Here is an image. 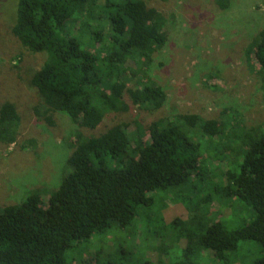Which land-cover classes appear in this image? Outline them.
Returning a JSON list of instances; mask_svg holds the SVG:
<instances>
[{
    "label": "trees",
    "instance_id": "trees-1",
    "mask_svg": "<svg viewBox=\"0 0 264 264\" xmlns=\"http://www.w3.org/2000/svg\"><path fill=\"white\" fill-rule=\"evenodd\" d=\"M216 3L221 10L230 6V0ZM71 22L80 30L89 23L95 27L91 36L99 46L93 52L63 35ZM166 22L145 0H103L102 4L100 0H19L13 35L30 52L49 55L31 80L44 109L36 110L37 116L50 123L49 113L60 112L80 127L94 130L111 112H128L132 106L160 111L167 95L149 73L154 55L167 43ZM247 54L264 73V30ZM19 123L14 104H4L1 143L17 141ZM136 126L133 134L129 123H121L96 137H78L67 161L70 171L46 204L36 191L22 204L0 212V264H67L65 256L74 242L103 233L113 224L130 226L136 209L151 205L150 193L180 189L178 194L192 178H204L198 145L182 128L198 130L196 138L207 141L224 132L217 122L197 115L159 119L147 128L139 122ZM237 138L242 162L238 174H227L226 196L245 203L255 217L235 231L214 223L196 242L184 228L188 221L176 219L170 226L186 237L187 246L182 260L174 264H197V250L213 252L221 260L241 241L258 242L262 257L254 264H264V129L245 131Z\"/></svg>",
    "mask_w": 264,
    "mask_h": 264
},
{
    "label": "rangeland",
    "instance_id": "rangeland-1",
    "mask_svg": "<svg viewBox=\"0 0 264 264\" xmlns=\"http://www.w3.org/2000/svg\"><path fill=\"white\" fill-rule=\"evenodd\" d=\"M145 1L167 20V43L154 55L149 73L166 92V103L157 112L132 106L128 112L108 113L91 130L60 112L49 113L50 123L37 116L36 110L44 109L31 80L49 55L30 52L13 35L19 0H0V109L6 103L14 104L20 117L17 141L0 142V212L22 204L36 191L46 204L70 171L67 161L78 137H96L121 123H129L133 134L137 122L147 128L176 115H197L224 128L221 136L209 141L196 138L198 130L182 128L198 145L204 178H192L179 195L176 191L180 189L150 193L151 205L139 206L130 226L113 224L103 233L74 242L65 256L67 264H174L182 260L187 246L186 237L170 226L176 219L188 221L184 228L196 242L214 223L235 231L255 217L245 203L226 196V187L227 174H238L242 162L237 137L264 129V73L247 54L264 30V0H230L226 10L216 0ZM92 30V23L80 30L71 22L63 35L93 52L99 45ZM261 257L258 242L241 241L221 260L213 252L200 250L194 260L197 264H254Z\"/></svg>",
    "mask_w": 264,
    "mask_h": 264
}]
</instances>
